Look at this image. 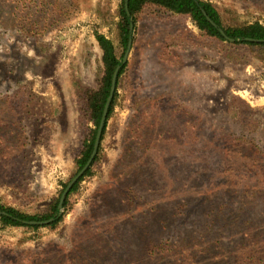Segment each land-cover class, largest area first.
<instances>
[{"label": "rangeland", "instance_id": "374dc122", "mask_svg": "<svg viewBox=\"0 0 264 264\" xmlns=\"http://www.w3.org/2000/svg\"><path fill=\"white\" fill-rule=\"evenodd\" d=\"M206 1L217 5L225 25L264 23V0ZM122 2L1 0L7 21L0 20V200L7 206L48 213L76 173L94 128L79 89L98 86L96 33L119 44ZM133 38L92 174L70 194L55 228L0 224V264H28L43 251L61 264L58 251L74 247L84 261L77 264H184L172 248L193 249L209 231L216 236L214 212L228 208L232 192H264L262 181L237 165L255 158L264 170V54L244 47L228 55L190 18L153 6ZM242 137L248 143L239 155ZM211 151L219 165L227 159L239 170L207 171ZM191 194H215L200 220L185 216ZM251 195L256 207H242L259 216L243 231L255 236L264 233V205L259 193ZM230 231L224 229V243L196 247L195 264H240L243 236Z\"/></svg>", "mask_w": 264, "mask_h": 264}, {"label": "trees", "instance_id": "16d2710c", "mask_svg": "<svg viewBox=\"0 0 264 264\" xmlns=\"http://www.w3.org/2000/svg\"><path fill=\"white\" fill-rule=\"evenodd\" d=\"M16 3L21 2V0H14ZM4 2V0H3ZM158 7L163 10H166L167 12H171L175 15H180L184 16L186 18H190L195 25L202 31L203 35L207 38L212 39V41H215L217 44H225L223 46L224 51L227 52L228 55L233 56L235 53H237V49L240 48H246L249 51H258L260 54H264V23L261 22H254V23H249L245 25H240V26H228L225 25L223 21L222 14L220 10L218 9L217 5L206 1V0H129V11H130V16L127 13V10L125 8V0H123L121 8H120V16L121 20L119 21L118 24V29H119V44H117L113 39L109 38L105 34L102 33H96V39L98 42V45L102 51V67H101V75L98 80V86L94 89L92 88H80L79 92L81 93L83 97V102L85 106V113L88 117V120L94 125V128L91 129V133L89 136H87L83 142V148L82 151L79 155V157L76 159V166L78 167L76 173L80 171L88 162L89 158L91 157V154L94 149V144L97 136V131L98 127L100 125V121L103 115V110L107 101V98L110 94V89L112 85V79L114 72L118 65L122 63V60L124 58V55L126 53V50L128 48L129 40L132 35L131 31V23L134 24V28L139 20V17L144 14V11L146 8L149 7ZM5 4H1L0 0V20L2 21H7L4 20V12H5ZM17 8V6H16ZM204 11L208 13V15L219 25V27L223 28L226 32V34L230 37L235 39V42L228 41L219 31L218 28L214 27L207 19V17L204 15ZM32 14V13H31ZM37 23V21H36ZM35 22L33 21V25ZM33 26L31 27V29ZM183 33L178 32V35ZM184 39H190L188 36L184 37L181 36ZM246 38H251V39H256L259 40L258 42H252V41H246ZM219 45V44H218ZM122 48V51L120 52L119 49ZM229 57V56H228ZM127 67V64H125L122 67V70L119 75L118 79V85H117V90L114 96V100L112 102V106L110 108V113L108 116L107 124L104 129L103 137L104 138L108 121L111 118L114 109H115V104L117 101L118 97V87L120 84L121 77L123 73L125 72ZM239 144L237 145V148L240 149L238 154L241 155L243 153V147L247 145V140L245 137H242L237 140ZM101 149V146H100ZM100 153V150H99ZM99 153L95 159V161L92 164V167L88 170V172L83 176L80 181L76 184V186L73 188L72 193H74L81 181L86 177L92 174V168L95 165V163L99 160ZM258 153V152H257ZM208 157L211 159L209 160L210 162L208 163L209 166H207V171L211 170L208 167H218V162L217 160L214 161L213 158L215 159V152L211 151L208 152ZM259 160H251L249 163H237V165H243V172L240 174L242 175H252V181L254 182H259L262 181V185L264 184V170H258L259 169ZM221 168H223L222 173L226 174H231V173H236L239 168H234L231 167L232 162L230 160L225 159L220 163ZM255 170L259 172H255ZM75 173V174H76ZM213 173V172H212ZM74 174V175H75ZM204 174L206 172L204 171ZM216 175V172L214 171L213 173ZM73 175V176H74ZM217 175H221V173H217ZM235 177L238 179L240 176L238 174H235ZM246 177H243L245 179ZM206 176L202 178V183H205ZM241 179V178H240ZM238 179V180H240ZM67 184L65 185V187ZM64 187V189H65ZM63 189V190H64ZM62 190V192H63ZM60 193L59 197L53 199L51 205H50V210L48 213L45 214H27L24 213L15 207L7 206L0 200V211L7 212L9 215H0V224L3 227H28L32 229H37L40 226L37 225H29L26 224L25 221H45L49 220L50 218L56 217L59 214V201H60V196L62 194ZM233 197L230 203H228V208H222V211L220 212H214V224L218 225L216 231L213 233L216 236H221L216 237L212 236L210 231L208 234H205L202 236L201 240H198L196 243V246L189 247L186 245L185 247L177 248L174 250L172 248V252H176L177 250H180V254H177L181 257L182 262L184 264H195V259L198 257V249L201 246V243L210 241L215 243H224V240L221 239V237L225 234L224 229H226L228 232L230 231L231 234L236 235V234H242L243 239L240 244L243 247L242 253L244 256H240V264H264V233L263 234H258L255 236H251L248 233H244L243 229L252 221L256 220L257 217L259 216L258 214H254L255 210L250 211L249 209H245L246 206L242 207L243 205H251L255 206V203L249 200V198H252V194L259 193L260 197H262L260 201V205H264V192H232ZM70 196V195H69ZM130 200H135L136 197L130 194ZM191 201L189 202V209L186 210V218H190L193 215H197L198 219L200 220V215L202 212L203 207L206 205L209 206L211 205L212 201L214 200L213 198L215 197L214 195L211 196H206V197H199L197 199L195 198V195H190ZM232 203V205H231ZM239 204V209L236 210L234 209L235 205ZM258 204V205H259ZM69 206V197L66 200L65 203V210H67ZM232 209V210H231ZM262 213V212H261ZM264 215V213H262ZM235 216L232 219H229L228 216ZM166 216H169L167 214ZM175 214H171L169 217H172L170 220H175L176 217ZM185 216L183 219H181L183 222H186ZM63 220V216L53 222L52 224L47 225L49 228H55L58 226ZM173 223V222H171ZM219 229V230H218ZM237 229V230H234ZM244 236L246 238H244ZM106 238V237H104ZM176 246V245H174ZM205 246V245H203ZM211 245H207V249H212ZM197 247V248H196ZM79 249V247H78ZM77 248L70 249L69 252H66V250H60L58 251V254L60 253L62 257L61 264H77V263H84V261L77 256L76 254ZM210 251V250H209ZM49 253V251H43L40 255H34L30 257V262L28 264H54L51 263L50 260L45 258V254ZM155 255V254H154ZM218 260V259H215ZM159 261H163V258H160ZM193 262V263H190Z\"/></svg>", "mask_w": 264, "mask_h": 264}, {"label": "water", "instance_id": "95a60500", "mask_svg": "<svg viewBox=\"0 0 264 264\" xmlns=\"http://www.w3.org/2000/svg\"><path fill=\"white\" fill-rule=\"evenodd\" d=\"M125 8L127 10L128 15L130 16V11H129V0H125ZM204 15L207 17L208 21L216 28L219 29V31L221 32V34L228 40L231 42H235V39L230 38L225 30L221 27H219V25L208 15V13L206 11H204ZM131 31H132V35L131 38L129 40V44H128V48L126 50V53L124 55V58L122 60V63L120 65H118V67L116 68L114 75H113V79H112V85H111V89H110V94L107 98L104 110H103V115L100 121V125L98 127V131H97V136H96V140H95V144H94V149L93 152L91 154V157L89 158L88 162L86 163V165L80 170L78 171L67 183V186L65 187V189L63 190L61 196H60V201H59V214L56 217L50 218L49 220H45V221H25L26 224L29 225H37V226H46L49 224H52L53 222L59 220L64 213L65 210V203L66 200L68 199L70 193L72 192L73 188L76 186V184L80 181V179L85 176V174L88 172V170L92 167L93 162L95 161L99 150H100V146L102 143V137H103V133H104V129L106 127L107 124V120H108V116L110 113V108L112 106V102L114 100V96L117 90V85H118V79H119V75L120 72L122 70V67L127 64L128 60H129V56L130 53L132 51L133 48V43H134V38H133V32H134V24L131 23ZM246 41H252V42H258L259 40L256 39H251V38H246ZM0 215H9L7 212L4 211H0Z\"/></svg>", "mask_w": 264, "mask_h": 264}]
</instances>
